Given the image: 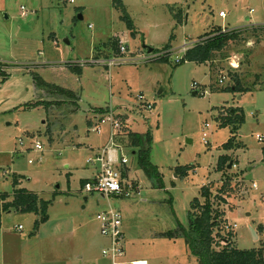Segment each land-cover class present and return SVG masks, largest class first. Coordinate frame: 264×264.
Wrapping results in <instances>:
<instances>
[{"label":"rangeland","instance_id":"obj_1","mask_svg":"<svg viewBox=\"0 0 264 264\" xmlns=\"http://www.w3.org/2000/svg\"><path fill=\"white\" fill-rule=\"evenodd\" d=\"M114 1L0 0V63L8 75L4 81L0 76V192L12 194L16 174L21 187L52 200L49 220L38 229L34 213L2 212L0 264H111L102 254L107 239L97 219L109 207L123 214L122 264L133 258L199 264L183 235L161 233L188 226L190 202L205 201V187L212 201L220 188L225 190L226 203L215 200V207L225 213L237 247L264 246L259 230L264 226V139L257 138H264V28L256 26H264V0H118L135 24V35ZM218 27L243 33L212 62L176 61L186 43L193 46ZM117 38L128 50L114 65L67 63L99 57L91 54L92 47ZM168 43L170 55L146 59L144 44L158 53ZM233 72L250 92L222 89L232 84ZM38 75L47 84L39 85ZM226 104L245 113L236 133L242 147L230 151L221 145L232 129L216 120L217 107ZM106 106L130 116L129 128L141 135L149 161L161 173L158 178L140 166L139 153H133L139 148L119 134V156L128 159L122 180L130 196L103 197L84 192L81 185L95 173L87 159L109 136L107 125L101 134L92 130L101 115L95 108ZM224 154L233 166L219 169ZM185 165L195 169L177 177V167ZM19 224L24 229L18 230ZM9 235L15 251L4 248Z\"/></svg>","mask_w":264,"mask_h":264},{"label":"trees","instance_id":"obj_2","mask_svg":"<svg viewBox=\"0 0 264 264\" xmlns=\"http://www.w3.org/2000/svg\"><path fill=\"white\" fill-rule=\"evenodd\" d=\"M114 6L123 11L122 19L127 23V27L132 31V34H136L135 24L131 16L126 12L122 1L115 0ZM259 27L264 28L263 25ZM258 27H254L253 31H256ZM242 29L223 30L222 27L213 29L199 38V41L189 48L181 57L180 62H195L197 64H206L212 62L217 53L223 52L224 49L230 44V42L237 40L242 35ZM173 38V36L171 37ZM117 38L113 42L101 43L96 51L97 56H111L120 54V46ZM171 48V44L168 43L164 50ZM156 50V49H155ZM108 51V52H107ZM158 51V50H157ZM107 52L105 55H101ZM161 60H167L161 58ZM78 74L81 75L82 69H75ZM3 75V76H2ZM0 76L4 81L8 75L0 63ZM39 85L47 84L39 75L36 76ZM232 84L224 86L222 88L225 91H231L234 94H244L251 91L250 87H245L242 84L240 75L237 72L231 74ZM211 89L216 91V87L211 84ZM219 90V89H217ZM218 116L216 118L220 127H229L232 129V135L230 138L221 145V148L225 151L235 150L242 147V143L238 142L236 133L240 130L241 126L245 122V113L241 107H230L222 105L217 107ZM107 107L95 108V111L99 114L105 113ZM122 119V132L129 137V144L133 147H138L140 166L147 168V171L155 174L158 178L161 177V173L157 167L149 161V148L143 147L142 137L139 133L128 129L127 121L122 114H119ZM91 123V121H89ZM150 133V132H148ZM231 156L228 154L221 155L218 160V168L225 169L229 164ZM195 169V165L178 166L176 169V176L179 178H186L189 176L191 170ZM126 168H123V177L126 176ZM152 176V175H151ZM156 178V179H158ZM89 178L83 179L81 185L83 186ZM229 182V180H227ZM161 182V181H160ZM13 192L8 194L0 192V224L2 212L15 210L21 213H34L38 216L35 227L38 228L40 224L49 220V206L52 200H45L39 194L30 191L26 187L20 186L19 177L13 175ZM160 186H163L160 183ZM225 186V184L223 185ZM225 190L220 188L215 200L219 202H225L221 193ZM202 195L205 201H201L195 198L190 202L189 209V224L187 227L184 225L179 226L174 232H166L163 235L174 236L183 235L190 246L192 252L197 257L199 264H264V246L251 249H240L236 245L235 236L231 230L226 227V220L224 219L225 213L222 210H218L215 207V200L210 198V189L205 187L202 191ZM259 230L264 232V226L260 225Z\"/></svg>","mask_w":264,"mask_h":264},{"label":"built area","instance_id":"obj_3","mask_svg":"<svg viewBox=\"0 0 264 264\" xmlns=\"http://www.w3.org/2000/svg\"><path fill=\"white\" fill-rule=\"evenodd\" d=\"M73 1V0H72ZM223 14V13H222ZM199 40L192 43L196 44ZM123 43V41H121ZM193 45V46H194ZM191 44H185L182 48L184 53L191 48ZM128 47L125 44L120 45V54L111 56H101L94 57L88 60H70L67 63L73 65H83V64H93L99 66H112L118 62L119 57L125 55ZM172 49L165 50L164 52H148L146 59H154L156 57L160 58L164 55H170ZM184 55V54H183ZM182 55V56H183ZM181 58H177L176 61L180 62ZM220 83H223V79H220ZM139 99H144L143 95H139ZM145 103V101L143 102ZM147 107L151 109L152 103L147 102ZM107 110L102 113L99 118H97L96 126H93L92 130L101 134L102 125H107L109 127V136L106 144L100 147L99 151L92 157L87 159V163L93 164L95 166V173L89 180L82 186L83 191L86 193H98L103 197L110 196H130V189H125L123 184V174L122 170L128 163V159L125 156H119V151L122 150L120 143H117V137L122 131V119L119 114L112 106H106ZM208 127L209 124L207 123ZM206 136V132L204 133ZM259 140L264 138L261 135H257ZM207 142V141H206ZM36 149L42 150L43 144L37 142L35 145ZM31 162V160H30ZM7 173V172H5ZM255 186V185H254ZM140 194V192H138ZM97 219L101 224V234L104 236L109 244L103 248L102 254L105 258L109 259L111 264H122L121 258L125 254V232L123 228V214L120 210L109 207L97 214ZM23 225L18 226V230H22ZM137 264V263H133Z\"/></svg>","mask_w":264,"mask_h":264},{"label":"crops","instance_id":"obj_4","mask_svg":"<svg viewBox=\"0 0 264 264\" xmlns=\"http://www.w3.org/2000/svg\"><path fill=\"white\" fill-rule=\"evenodd\" d=\"M252 25H256V24H252ZM256 26H260V25H256ZM222 29L223 30H231V29H234V28H228V27H222ZM144 45H146V44H144ZM173 47V46H172ZM172 47L170 48V49H172ZM154 48V47H153ZM155 49V48H154ZM92 51H91V54L94 52V54H98V52L96 51V49L94 48V47H92V49H91ZM108 52V51H107ZM107 52H104L103 54H101V55H105ZM148 52V51H147ZM184 54V53H183ZM195 92V91H194ZM196 93L198 94L199 93V91H196ZM240 95H242V94H240ZM226 106H230L229 104L227 105L226 104ZM95 113H97L96 111H95ZM120 114V113H119ZM123 116H124V119L127 121V125H128V120H129V118H130V116L128 115V114H126L125 112H122L121 113ZM97 117V116H96ZM96 117H94V118H96ZM89 125H93L92 124V122L90 123L89 122ZM128 129L129 130H131V131H133L132 129H130L129 128V126H128ZM122 136V138H123V136L124 137H126V135L127 134H124L123 132H122V134H121ZM107 140H108V137H107ZM79 143V142H78ZM105 145V144H104ZM104 145H102V146H104ZM101 146V147H102ZM138 150V149H137ZM133 153H137L136 151H133ZM126 168V170H127V168L128 167H125ZM128 172V171H127ZM127 172H126V176H127ZM92 177V176H91ZM85 179H87V178H85ZM83 180V179H82ZM81 180V181H82ZM59 187V186H58ZM57 193V192H56ZM20 225V224H19ZM22 225V224H21ZM24 229V228H23ZM38 229V228H37ZM125 232V231H124ZM257 232V231H256ZM38 234V231L36 230L35 232H34V235H37ZM161 234H163V233H161ZM12 235H9L8 236V238H7V240L5 241V243H4V248L5 247H8L7 249H12L13 251H15V245H14V237H11ZM14 236V235H13ZM125 237H126V233H125ZM257 238H259V235H258V233H257ZM9 241H11V244L10 245H7V243H9ZM16 243H17V241H16ZM105 243H106V245H108L109 244V242H108V240L107 241H105ZM21 247V246H20ZM6 251V250H5ZM10 251V250H9ZM4 254V256H5V252L3 253ZM8 258H5V257H2V260H7ZM8 261V260H7ZM126 262H130L131 264H133V263H138V262H142V263H145V264H150V262L146 259V258H133V259H131V260H125ZM122 262V261H121ZM73 263V262H72ZM71 262H68L67 264H72ZM123 263V262H122Z\"/></svg>","mask_w":264,"mask_h":264},{"label":"water","instance_id":"obj_5","mask_svg":"<svg viewBox=\"0 0 264 264\" xmlns=\"http://www.w3.org/2000/svg\"><path fill=\"white\" fill-rule=\"evenodd\" d=\"M68 42H69V41H68ZM144 47H148V52H149V53L154 51V48H153V47H149V46H147V45H144ZM194 95H197L196 91L194 92ZM232 166H233V164L230 163V164H229V167L231 168ZM189 221H190V220H189ZM252 231H253L255 237H257V232H256L254 229H252Z\"/></svg>","mask_w":264,"mask_h":264},{"label":"bare ground","instance_id":"obj_6","mask_svg":"<svg viewBox=\"0 0 264 264\" xmlns=\"http://www.w3.org/2000/svg\"><path fill=\"white\" fill-rule=\"evenodd\" d=\"M137 264H145V263H142V262H138Z\"/></svg>","mask_w":264,"mask_h":264}]
</instances>
